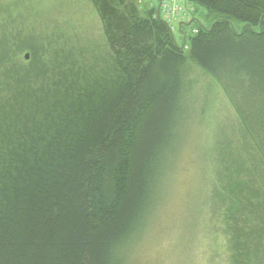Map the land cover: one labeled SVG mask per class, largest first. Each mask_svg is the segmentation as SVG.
Wrapping results in <instances>:
<instances>
[{
	"label": "trees",
	"instance_id": "trees-1",
	"mask_svg": "<svg viewBox=\"0 0 264 264\" xmlns=\"http://www.w3.org/2000/svg\"><path fill=\"white\" fill-rule=\"evenodd\" d=\"M188 1L213 24L187 53L121 0H92V56L0 25V264H126L171 153L184 61L218 81L239 120V142L219 134L214 156L229 264H264V0Z\"/></svg>",
	"mask_w": 264,
	"mask_h": 264
},
{
	"label": "rangeland",
	"instance_id": "rangeland-1",
	"mask_svg": "<svg viewBox=\"0 0 264 264\" xmlns=\"http://www.w3.org/2000/svg\"><path fill=\"white\" fill-rule=\"evenodd\" d=\"M114 5L112 0H108ZM141 16L149 3L121 0ZM176 43L190 49L198 25L210 29L213 17L192 5ZM31 37L79 43L94 55L102 43L100 17L92 0H0V25ZM240 33L243 25L234 23ZM29 54L26 53L25 56ZM96 55V54H95ZM185 92L182 112L171 130L170 156L159 179L150 212L136 238L125 248L126 264H229L227 239L213 203L214 156L219 134L239 142V120L222 86L194 64H180Z\"/></svg>",
	"mask_w": 264,
	"mask_h": 264
},
{
	"label": "built area",
	"instance_id": "built-area-1",
	"mask_svg": "<svg viewBox=\"0 0 264 264\" xmlns=\"http://www.w3.org/2000/svg\"><path fill=\"white\" fill-rule=\"evenodd\" d=\"M149 3L154 17L168 26L172 33L182 35L185 19L190 15L192 4L188 0H140ZM193 33H198L195 29Z\"/></svg>",
	"mask_w": 264,
	"mask_h": 264
},
{
	"label": "water",
	"instance_id": "water-1",
	"mask_svg": "<svg viewBox=\"0 0 264 264\" xmlns=\"http://www.w3.org/2000/svg\"><path fill=\"white\" fill-rule=\"evenodd\" d=\"M28 58H29V56H28V55H26V56H25V60H28Z\"/></svg>",
	"mask_w": 264,
	"mask_h": 264
},
{
	"label": "bare ground",
	"instance_id": "bare-ground-1",
	"mask_svg": "<svg viewBox=\"0 0 264 264\" xmlns=\"http://www.w3.org/2000/svg\"><path fill=\"white\" fill-rule=\"evenodd\" d=\"M196 34V33H195Z\"/></svg>",
	"mask_w": 264,
	"mask_h": 264
}]
</instances>
